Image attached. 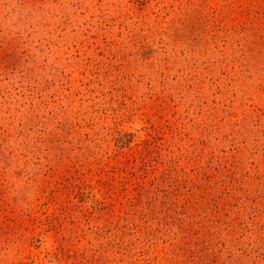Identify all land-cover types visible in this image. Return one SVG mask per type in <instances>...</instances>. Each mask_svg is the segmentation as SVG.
<instances>
[{
  "label": "rangeland",
  "instance_id": "374dc122",
  "mask_svg": "<svg viewBox=\"0 0 264 264\" xmlns=\"http://www.w3.org/2000/svg\"><path fill=\"white\" fill-rule=\"evenodd\" d=\"M0 264H264V0H0Z\"/></svg>",
  "mask_w": 264,
  "mask_h": 264
}]
</instances>
